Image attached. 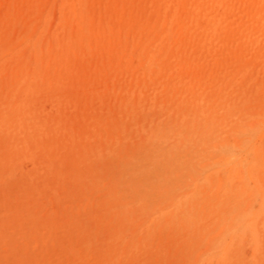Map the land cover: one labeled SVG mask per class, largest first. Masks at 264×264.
<instances>
[{
    "label": "rangeland",
    "instance_id": "374dc122",
    "mask_svg": "<svg viewBox=\"0 0 264 264\" xmlns=\"http://www.w3.org/2000/svg\"><path fill=\"white\" fill-rule=\"evenodd\" d=\"M0 264H264V0H0Z\"/></svg>",
    "mask_w": 264,
    "mask_h": 264
},
{
    "label": "bare ground",
    "instance_id": "6f19581e",
    "mask_svg": "<svg viewBox=\"0 0 264 264\" xmlns=\"http://www.w3.org/2000/svg\"><path fill=\"white\" fill-rule=\"evenodd\" d=\"M250 146H251V145H250ZM248 148H250V147H248ZM248 150H249V149H248ZM235 151H236V150H235ZM242 153H243V152H242ZM244 153H245V152H244ZM249 161H250V160H249ZM242 167H243V166H242ZM209 171H210V170H209ZM209 171H208V172H209Z\"/></svg>",
    "mask_w": 264,
    "mask_h": 264
}]
</instances>
